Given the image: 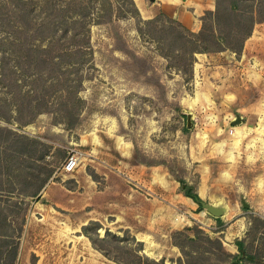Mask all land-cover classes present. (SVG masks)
<instances>
[{"label": "rangeland", "instance_id": "rangeland-1", "mask_svg": "<svg viewBox=\"0 0 264 264\" xmlns=\"http://www.w3.org/2000/svg\"><path fill=\"white\" fill-rule=\"evenodd\" d=\"M152 5H136L143 21L160 14L153 16ZM152 35L154 28L138 25L129 14L91 26L92 55L79 93L84 104L72 130L55 112L24 127L0 120V126L47 147L43 160L0 150L2 214L9 217L14 205L18 216L26 214L15 264H139L137 256L178 264L182 256L172 234L193 225L222 240L227 252L232 234L241 230L247 251L258 256L243 264H264V236L254 234L250 223L251 217L264 220V105L257 104L264 100V62L251 68L260 75L250 83L240 75L246 60L240 64L235 55L237 62L230 61L224 52L197 56L191 72L179 70L170 62L180 59ZM184 113L192 116L189 128ZM235 114L243 122L233 127ZM72 149L84 154L73 175L90 179L74 183L72 202H52L50 188L64 178L57 169ZM30 163L39 178L26 174ZM43 167L52 170L51 178L34 198L24 197L22 190L39 186ZM170 171L188 183L198 175L201 200L227 207L220 223L190 207L193 201L179 192ZM107 186L104 198L97 192Z\"/></svg>", "mask_w": 264, "mask_h": 264}, {"label": "trees", "instance_id": "trees-1", "mask_svg": "<svg viewBox=\"0 0 264 264\" xmlns=\"http://www.w3.org/2000/svg\"><path fill=\"white\" fill-rule=\"evenodd\" d=\"M128 14L138 25L154 28L156 35L152 39L163 41L160 42L163 49L168 47L167 51L180 59L179 64L170 62L172 66L179 70L186 67L191 72L197 54L230 52L239 56L255 25L264 24V0H215L214 12H205L197 33L163 13L143 21L133 0H0V120L24 127L40 115L55 112L66 131L77 127L84 104L79 93L87 79L84 67L92 55L91 26L111 25ZM161 55L169 59L167 54ZM173 107L180 111L178 105ZM46 148L36 138L0 126L3 152L43 160ZM28 167L29 178L40 177L36 165ZM43 171L36 189L28 186L21 191L24 197L34 198L47 184L52 170L43 167ZM170 174L180 186L185 185L184 189L179 187V192L198 205V175L194 182L188 183L171 171ZM15 208L14 205L9 217L0 209V264H15L17 258L26 214L18 216ZM201 210L198 205V211ZM15 223H19L17 228ZM250 223L254 234L264 236V220L251 217ZM172 241L182 256L178 264H243L258 260L256 254L247 251L245 239H234L237 253L231 254L224 250L219 238L203 232L197 225L174 231ZM137 260L139 264H163L162 260L144 256H137Z\"/></svg>", "mask_w": 264, "mask_h": 264}, {"label": "crops", "instance_id": "crops-1", "mask_svg": "<svg viewBox=\"0 0 264 264\" xmlns=\"http://www.w3.org/2000/svg\"><path fill=\"white\" fill-rule=\"evenodd\" d=\"M135 3L137 6H139L140 0H135ZM152 4L153 5L151 7L156 9V12L152 13L153 16H156L157 13L158 14L163 13L167 17L178 21L181 25H183L185 28H187L188 30L194 33L200 30L201 19L204 16L205 12H214L215 10V0H153ZM256 49H258V51L261 52V55H259V52L258 54L257 53L255 54L254 51ZM224 53L230 54L228 55V58H230V61L237 62V58L235 57V54L230 53V52H224ZM219 54H223V52L215 53V54H197L195 57L197 56L207 57V56L219 55ZM232 56L235 58H232ZM239 56H240V62H239L240 64L243 62V60H246L247 62L246 64H243L242 69H240V72H241L240 75L244 76L243 79L247 83H250L255 80L258 74L260 75L259 72L255 73L251 71V68L254 67L255 63H257L261 67L263 66V62H264L263 60L264 59V24L255 25L251 36L245 41L243 50ZM251 61L253 62L252 63L253 65L251 64ZM219 87L220 86L218 85L214 86V90H215L214 94H217V89ZM260 94L258 93L257 96ZM218 95L220 97L222 95V92H220ZM257 104L261 106L264 105V100L257 99ZM91 141L92 143L97 142V144H101L100 139L98 140L91 139ZM75 172L76 171H74V173ZM74 173L69 174V175H64V178L62 179L61 183H58L56 184L55 187L50 188V194L51 196L53 195V197L51 198L52 202H72L73 200L72 194L74 193V190H75L74 183L81 184L83 180L85 182H88V180L90 179V175L86 173L84 174L85 177H83L82 175L77 177L73 175ZM72 179H75L74 182L66 183V181H72ZM70 185L71 187H69ZM108 187L110 186L105 187L104 190L98 191L97 193L104 195L102 197L105 198V193L111 190ZM59 196H61L62 198ZM99 198H101V196L97 197V199ZM190 207L192 209H195L198 206L192 202ZM195 216H198V215L195 214ZM240 231L232 234L233 235L232 239H236V238L241 239L240 236L238 235ZM228 246L230 248L228 253H231V254L237 253V249L233 242L230 243V245Z\"/></svg>", "mask_w": 264, "mask_h": 264}, {"label": "water", "instance_id": "water-1", "mask_svg": "<svg viewBox=\"0 0 264 264\" xmlns=\"http://www.w3.org/2000/svg\"><path fill=\"white\" fill-rule=\"evenodd\" d=\"M148 2L152 3L153 0H148ZM184 115L186 117V127L189 128L192 125L191 122L192 116L190 113H184ZM242 122H243V118L239 114H235V117L232 120L231 125L233 127L239 126L240 124H242ZM180 187L181 189H184L185 185L182 184ZM240 204L244 209L249 208V205L245 202L244 198L240 199ZM198 205L203 211H205L208 215H210L215 219H221L227 214V207L222 202H216V203L204 202L200 198Z\"/></svg>", "mask_w": 264, "mask_h": 264}, {"label": "built area", "instance_id": "built-area-1", "mask_svg": "<svg viewBox=\"0 0 264 264\" xmlns=\"http://www.w3.org/2000/svg\"><path fill=\"white\" fill-rule=\"evenodd\" d=\"M83 155H84L83 153H81L76 149L70 150L67 158L64 160L63 164L57 169V171L61 172L64 175L72 174L81 163ZM202 215L205 216V214ZM199 223L203 224V222H199Z\"/></svg>", "mask_w": 264, "mask_h": 264}]
</instances>
